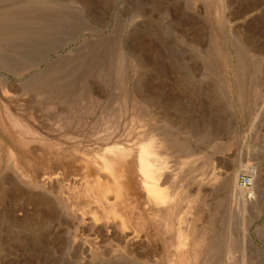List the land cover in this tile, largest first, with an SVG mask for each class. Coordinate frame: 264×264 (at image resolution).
<instances>
[{"label":"rangeland","instance_id":"obj_1","mask_svg":"<svg viewBox=\"0 0 264 264\" xmlns=\"http://www.w3.org/2000/svg\"><path fill=\"white\" fill-rule=\"evenodd\" d=\"M215 1L0 0V264H264V0H222V19ZM149 139L167 230L139 183ZM115 148L140 187L128 241L114 214L108 236L79 223L105 214L81 190ZM243 174L260 194L245 210ZM191 225L199 245L181 244Z\"/></svg>","mask_w":264,"mask_h":264},{"label":"bare ground","instance_id":"obj_2","mask_svg":"<svg viewBox=\"0 0 264 264\" xmlns=\"http://www.w3.org/2000/svg\"><path fill=\"white\" fill-rule=\"evenodd\" d=\"M215 3L218 6L217 7L218 8L217 9V16L219 19H222L223 18V12H222L223 8L221 7V4L223 2H222V0H216ZM241 94H243V92H241ZM161 120H163V118H161ZM151 137H154V136H151ZM149 140H150L149 143L142 145V147L138 153V160L139 161H138L137 168H138V172L140 174L139 183L142 186L141 188H143L147 192L146 194H147L149 206H148L146 212H148L149 216H151V218L158 223V227L165 225L164 227L167 230L171 227L170 217H171L172 213L175 211L176 205H175V202L173 201V199L171 198V195L168 192V190L166 188H163L162 184H161L163 171L166 168L165 164H163L162 161L160 160L161 156H162L160 151H162V149L164 148V144L161 143V140H160V142H156L153 139L152 140L149 139ZM156 140H157V138H156ZM115 149H116V152H115ZM115 149H114L115 153L113 152V154H111V152L113 150L112 151L110 150L111 152L107 151L106 153L109 152L111 155L108 153L107 155H109V156L105 155L106 157L103 159L101 158L102 160L99 161L101 163L100 164L98 163L99 165L97 164V167H99L100 169L102 168L104 170V172L107 174V180L105 181V183L98 180V181L94 182L93 184L87 185L86 188L83 187V188H85V190H83V189L81 190L86 195H88L91 198H93L94 200H96L98 205L102 208L103 213H105V214L103 216L94 217L92 219H87L86 217H84L85 215L83 214L80 217L79 223L82 225L90 226L91 230L94 233H101V234H103V236L104 235L108 236V235H110L111 232H113V230H115L117 228L116 222L114 223L112 220H110V216L108 215V214H114L115 217L117 216L119 219V225L121 227L120 233H121L122 238L124 240L128 241L132 237L139 238L140 234H141V229L139 228V225L134 223V218H133V214H132V208H133L132 204H133L135 196H136L140 187L138 186L137 179L135 177L134 178L132 177V169H131L132 166H131L130 161H129L130 155H131V149H128V148H125V149L122 148L121 150H120V148H118V149L115 148ZM77 153L81 154L80 152H77ZM77 153H74L75 156H77L76 155ZM82 155H84V154H82ZM93 158H94V156H93ZM81 159H83V158H81ZM88 159H90V157ZM88 159H87V161L89 162ZM90 160L92 161V159H90ZM14 163H16V162H14ZM86 164L88 165L89 163H86ZM90 165H92V164H90ZM19 173H20V171H19ZM251 173L255 177V180H256L255 186H256L258 176H259V169L257 171V168L255 167L251 171ZM13 175H14V173H13ZM252 175L251 174H243L241 177V181H240L241 186H243L244 188L238 189L239 198H238L237 202H239L242 210H245L248 207V204H249L248 202L250 201V199L253 201V197L258 198V195H260L259 189H258L259 184H258L257 188L254 187V177ZM217 176H219V175H217ZM20 178H24V175L20 174ZM52 181H53V176H51V175L45 176L43 178V185H40L39 187L45 188L46 187L45 185H48V184L50 185V183ZM216 181H218V180H216ZM31 182H32V180H31ZM36 182H38V181H36ZM36 182H35V184H36ZM230 184L233 187L235 186V189H236V186H237L236 185V178L234 179V176H233V180L231 181ZM245 188H248L249 190H246ZM36 189H38V188H36ZM45 189H47V187ZM189 189H191V188L186 187L185 192H188ZM41 190H43V189H41ZM203 190H204V188H202L201 186L200 187L198 186L199 192H201ZM81 191H80V193H81ZM237 192H236V194H237ZM244 192H246V194H248L250 196V199H246ZM262 192L264 193V189ZM256 198H254V199H256ZM134 225L137 227H135ZM130 229H132V232H130L128 234L127 231ZM185 231L186 232H184V233L182 232L183 237L181 239V244H184V240H185L184 237L186 235V237L192 236L194 238L195 242L197 243L196 245H199V243L201 242V232L197 231V228L194 225H191L188 228V231L187 230H185ZM255 247L256 246H254V248ZM198 250H196L194 252L195 260L198 259ZM184 256H186V255H184ZM182 258H184V257H182ZM185 260H186V258H185ZM183 261H184V259H183ZM186 262L189 263L188 259L186 260Z\"/></svg>","mask_w":264,"mask_h":264}]
</instances>
